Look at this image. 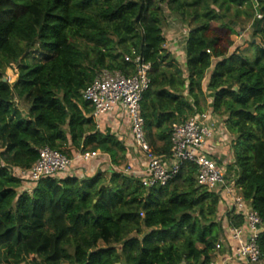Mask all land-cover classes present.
Returning <instances> with one entry per match:
<instances>
[{
	"label": "trees",
	"instance_id": "16d2710c",
	"mask_svg": "<svg viewBox=\"0 0 264 264\" xmlns=\"http://www.w3.org/2000/svg\"><path fill=\"white\" fill-rule=\"evenodd\" d=\"M240 16L250 57L230 53ZM170 17L187 34L183 70L164 48ZM136 58L150 65L140 113L154 154L168 156L173 125L204 111L223 119L234 138L224 180L261 220L264 264V0H0V264H212L221 253L227 201L197 186L195 167L148 190L112 170L131 151L99 128L82 93L103 71L132 75ZM13 67L15 81L3 82ZM42 148L100 153L112 168L19 192L17 171ZM226 221L244 226L232 211Z\"/></svg>",
	"mask_w": 264,
	"mask_h": 264
},
{
	"label": "built area",
	"instance_id": "2783aa9c",
	"mask_svg": "<svg viewBox=\"0 0 264 264\" xmlns=\"http://www.w3.org/2000/svg\"><path fill=\"white\" fill-rule=\"evenodd\" d=\"M133 64L135 71L132 75L124 77L118 73L103 71L82 93V99L92 108V116L96 121L112 112L119 111L123 114L129 125L131 148L144 159V170L141 174L130 165L114 171L139 179L142 187L148 190L166 185L178 175L185 164H191L195 167L197 186L223 197L233 214L244 220V226L229 228L233 244L229 260L242 261L244 264H262L257 246L262 228L261 220L235 193L232 183L225 182L224 167L216 165L211 159L213 154L206 148L207 142L219 132L211 117L207 114L196 115L184 123L173 125L168 156L154 154L145 139L144 122L140 113L142 95L150 84V65L139 58ZM38 153L39 159L29 169L17 171L23 186L66 174L71 166L70 159L49 148H42ZM82 158L89 159L90 155L84 154ZM216 249H219L218 245Z\"/></svg>",
	"mask_w": 264,
	"mask_h": 264
},
{
	"label": "crops",
	"instance_id": "0c3cea01",
	"mask_svg": "<svg viewBox=\"0 0 264 264\" xmlns=\"http://www.w3.org/2000/svg\"><path fill=\"white\" fill-rule=\"evenodd\" d=\"M212 121L214 117H211ZM99 128H105L110 133L114 134L116 138L124 143L126 148L131 152L128 154V160L126 165H130L133 170L141 174L144 170V159L141 154L133 151L131 148V138L129 134V125L123 114L119 111L109 113L98 119ZM102 130V129H101ZM106 130V131H107ZM208 152L212 154L223 153L224 149L219 142L214 141V137L206 144ZM212 149L214 151H212ZM134 153V154H133ZM89 159H83L78 154H72L71 166L66 174L58 175L54 179L61 180L65 177H74L79 180H85L91 178L96 172H104L105 167L109 171L112 166L110 165L109 158L100 153L88 154ZM114 170V168L112 169ZM117 170V169H116ZM231 209L227 204H220L217 208V218L221 220L223 234L217 244L221 253H215L216 259L212 264H244L242 261L229 260V255L232 251L233 244L230 240L229 228H227V213H230Z\"/></svg>",
	"mask_w": 264,
	"mask_h": 264
},
{
	"label": "rangeland",
	"instance_id": "374dc122",
	"mask_svg": "<svg viewBox=\"0 0 264 264\" xmlns=\"http://www.w3.org/2000/svg\"><path fill=\"white\" fill-rule=\"evenodd\" d=\"M229 22L228 20H226ZM246 18L245 16H240L237 21H235V32L234 35L229 37V40L232 42L233 47L231 49L232 53L233 51H236L238 53H241L243 56L250 57L252 55V50L248 46L250 37H251V23H245ZM163 35L165 37L166 43H165V49L171 53L175 61L177 62V66L180 69H184V63H183V43H184V38L186 37V32H185V27L175 18L170 17L167 19V23L163 29ZM16 70L15 68H10L5 71V80L9 83L12 84L15 79H16ZM205 99V96H204ZM207 99V98H206ZM15 106L17 107L18 110L21 111V113L25 116L27 113V106L21 103L20 101L16 100L15 101ZM202 114L204 115H209L207 111H204ZM201 114V115H202ZM211 119V118H210ZM212 120V119H211ZM213 124L215 125V129L219 132H216V135L214 137L215 142H219V144L222 145L224 151L221 153L214 154V161L218 159L222 167L226 169L227 165L232 162V150H231V143L233 142L234 138L227 133V130L225 128L223 119L220 118H215L212 121ZM101 128V127H100ZM215 130V131H216ZM212 151H214L212 149ZM124 167V166H123ZM116 170V168H114ZM108 172L106 167L105 171ZM31 185L29 186H22V190L20 189L19 192H31Z\"/></svg>",
	"mask_w": 264,
	"mask_h": 264
},
{
	"label": "water",
	"instance_id": "95a60500",
	"mask_svg": "<svg viewBox=\"0 0 264 264\" xmlns=\"http://www.w3.org/2000/svg\"><path fill=\"white\" fill-rule=\"evenodd\" d=\"M3 82H6V80L4 79Z\"/></svg>",
	"mask_w": 264,
	"mask_h": 264
},
{
	"label": "clouds",
	"instance_id": "9594fccd",
	"mask_svg": "<svg viewBox=\"0 0 264 264\" xmlns=\"http://www.w3.org/2000/svg\"><path fill=\"white\" fill-rule=\"evenodd\" d=\"M193 118V117H192ZM191 119V118H190Z\"/></svg>",
	"mask_w": 264,
	"mask_h": 264
}]
</instances>
